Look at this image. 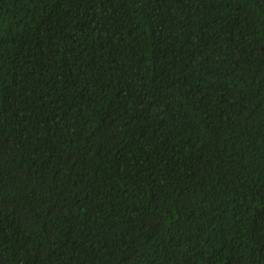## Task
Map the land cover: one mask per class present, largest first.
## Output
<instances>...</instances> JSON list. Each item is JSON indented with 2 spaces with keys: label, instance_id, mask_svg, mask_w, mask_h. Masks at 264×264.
<instances>
[{
  "label": "trees",
  "instance_id": "16d2710c",
  "mask_svg": "<svg viewBox=\"0 0 264 264\" xmlns=\"http://www.w3.org/2000/svg\"><path fill=\"white\" fill-rule=\"evenodd\" d=\"M0 264H264V0H0Z\"/></svg>",
  "mask_w": 264,
  "mask_h": 264
}]
</instances>
